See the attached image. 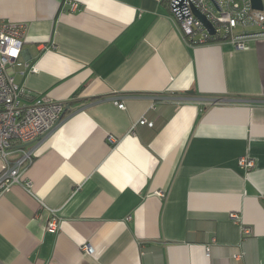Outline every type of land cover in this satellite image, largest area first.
I'll list each match as a JSON object with an SVG mask.
<instances>
[{"label":"crops","instance_id":"crops-1","mask_svg":"<svg viewBox=\"0 0 264 264\" xmlns=\"http://www.w3.org/2000/svg\"><path fill=\"white\" fill-rule=\"evenodd\" d=\"M0 22L26 25L22 102L66 109L14 146L0 264H264V36L188 43L157 0H0Z\"/></svg>","mask_w":264,"mask_h":264},{"label":"built area","instance_id":"built-area-1","mask_svg":"<svg viewBox=\"0 0 264 264\" xmlns=\"http://www.w3.org/2000/svg\"><path fill=\"white\" fill-rule=\"evenodd\" d=\"M166 1L171 9L174 21L180 27L184 38L191 44L211 41H230L238 49L249 48V40L264 36V11L253 9L251 0H157ZM217 5V6H216ZM73 3V7H77ZM194 8L205 14L215 27L216 33L211 34L199 18ZM261 27L262 31L250 33L249 28ZM23 23L0 22V190H8L13 183L21 182L20 167L31 159V153L23 151L22 157L13 159L14 146L39 141L47 137L60 123L65 111V103L43 97L31 104L22 102L26 88L15 78V68L20 74L26 75L36 71L35 67L22 57L24 33ZM201 35V38H197ZM214 39V40H213ZM219 39V40H218ZM124 108L123 102L118 103ZM140 123H153L146 117ZM114 141L113 137H110ZM239 164L250 170L254 160L242 156ZM48 223L49 229L58 228L55 210ZM237 218V215H234ZM246 234L250 230L244 229ZM91 253L93 249L86 247ZM210 248H206L209 255Z\"/></svg>","mask_w":264,"mask_h":264},{"label":"water","instance_id":"water-1","mask_svg":"<svg viewBox=\"0 0 264 264\" xmlns=\"http://www.w3.org/2000/svg\"><path fill=\"white\" fill-rule=\"evenodd\" d=\"M251 3H252L253 9L264 10V1L263 0H251ZM194 14L199 18V20L204 24V26L209 30V32L211 34L216 33L215 27L213 26V24L211 23V21L208 19V17L205 14L201 13L196 8H194ZM191 92H193V91H191ZM65 112H66V109H65L64 113ZM64 113H63V115H64ZM63 115L61 116L60 121L62 120ZM27 144H29V143H27Z\"/></svg>","mask_w":264,"mask_h":264},{"label":"trees","instance_id":"trees-1","mask_svg":"<svg viewBox=\"0 0 264 264\" xmlns=\"http://www.w3.org/2000/svg\"><path fill=\"white\" fill-rule=\"evenodd\" d=\"M214 40V39H213ZM219 40V39H218Z\"/></svg>","mask_w":264,"mask_h":264}]
</instances>
